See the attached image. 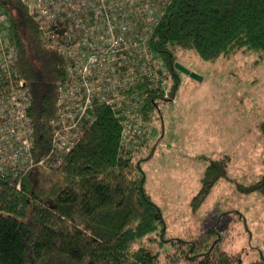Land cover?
Returning a JSON list of instances; mask_svg holds the SVG:
<instances>
[{
    "label": "trees",
    "instance_id": "16d2710c",
    "mask_svg": "<svg viewBox=\"0 0 264 264\" xmlns=\"http://www.w3.org/2000/svg\"><path fill=\"white\" fill-rule=\"evenodd\" d=\"M0 5L10 16L21 71L32 91L29 115L40 159L53 147L51 122L58 116L68 61L45 45L22 0H0ZM154 47L171 70L175 94L181 82L176 64L185 65V54L217 61L240 51L264 52V0H175L157 29ZM162 101L144 111L149 125ZM98 113L60 166L34 168L22 179L0 177V264H165L154 235L166 230L164 214L148 190L143 165L151 157L143 151L154 150L153 137L131 155L122 144L116 112L104 107ZM230 163V155L209 158L191 202L194 212L230 177ZM239 189L264 197V174ZM228 213L197 236L168 239L174 251L167 262L244 264L241 252L226 249L232 231ZM235 213L246 220L241 211Z\"/></svg>",
    "mask_w": 264,
    "mask_h": 264
},
{
    "label": "built area",
    "instance_id": "2783aa9c",
    "mask_svg": "<svg viewBox=\"0 0 264 264\" xmlns=\"http://www.w3.org/2000/svg\"><path fill=\"white\" fill-rule=\"evenodd\" d=\"M174 1L22 0L45 45L68 61L51 122L53 147L40 159L29 115L32 91L10 16L0 5V177L22 179L34 168L60 166L104 107L121 120L122 144L131 155L152 137L143 113L155 101L169 100L172 86L154 41Z\"/></svg>",
    "mask_w": 264,
    "mask_h": 264
},
{
    "label": "rangeland",
    "instance_id": "374dc122",
    "mask_svg": "<svg viewBox=\"0 0 264 264\" xmlns=\"http://www.w3.org/2000/svg\"><path fill=\"white\" fill-rule=\"evenodd\" d=\"M193 53L182 61L203 79L179 70L177 93L154 110L150 125L154 150L143 165L166 228L154 232L156 250L162 263L171 264L167 259L174 245L168 239L197 236L229 212L232 231L226 249L241 252L244 264H264V197L239 189L264 174V52L240 51L217 61ZM229 153L230 177L194 212L191 202L209 158Z\"/></svg>",
    "mask_w": 264,
    "mask_h": 264
},
{
    "label": "water",
    "instance_id": "95a60500",
    "mask_svg": "<svg viewBox=\"0 0 264 264\" xmlns=\"http://www.w3.org/2000/svg\"><path fill=\"white\" fill-rule=\"evenodd\" d=\"M176 67H177L180 71H182V72H184V73H186V74H190L191 76H193V77L196 78V79H199V80H202V79H203L202 76H200V75L197 74L196 72L192 71L190 68L186 67L185 65H183V64L180 63V62H178V63L176 64Z\"/></svg>",
    "mask_w": 264,
    "mask_h": 264
},
{
    "label": "crops",
    "instance_id": "0c3cea01",
    "mask_svg": "<svg viewBox=\"0 0 264 264\" xmlns=\"http://www.w3.org/2000/svg\"><path fill=\"white\" fill-rule=\"evenodd\" d=\"M149 154H151V156L153 155V152L150 151V149L143 151V156L147 157V156H149ZM227 155L231 156V163H230V166H231L232 161H233V155L231 153H229Z\"/></svg>",
    "mask_w": 264,
    "mask_h": 264
}]
</instances>
